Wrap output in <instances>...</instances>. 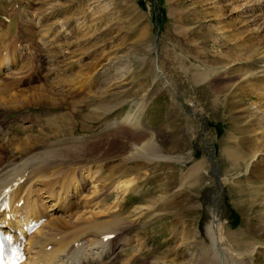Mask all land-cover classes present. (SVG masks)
<instances>
[{
    "label": "rangeland",
    "instance_id": "374dc122",
    "mask_svg": "<svg viewBox=\"0 0 264 264\" xmlns=\"http://www.w3.org/2000/svg\"><path fill=\"white\" fill-rule=\"evenodd\" d=\"M58 1L62 9L47 18L40 3L29 2L30 8L26 0H0V51L16 60L11 58L12 66L0 74V97L13 94L12 105H19L17 111H0V139L28 134L38 141L71 134L88 139L130 115L136 122L132 127L104 132L94 146L101 149L99 160L105 158L95 164L101 166L99 176L110 179L115 172L116 180L134 186L126 195L120 189L102 199L116 207L114 218L131 217L138 205L147 207L141 220L114 235L131 242L116 252L115 264L131 258L128 264H205V259L218 264L207 232L217 200L226 261L264 264V118L256 107L261 101L264 109L259 96L264 83L255 75L260 69L253 59L264 44V18L246 17L250 0ZM37 98L44 102L39 105ZM47 100L59 107H49ZM38 115L36 124L21 130L17 118ZM146 140L168 160L134 159L122 167L124 174L115 170L126 145ZM229 145H249L255 159L246 173L240 158L236 177L222 181L219 175L217 183L209 169L219 173V159L225 174L231 161L220 149ZM67 155L71 160L72 153ZM197 164L199 173L190 179L196 185L186 187L183 180ZM248 175L257 182L253 187L243 185Z\"/></svg>",
    "mask_w": 264,
    "mask_h": 264
},
{
    "label": "bare ground",
    "instance_id": "6f19581e",
    "mask_svg": "<svg viewBox=\"0 0 264 264\" xmlns=\"http://www.w3.org/2000/svg\"><path fill=\"white\" fill-rule=\"evenodd\" d=\"M26 1H28L27 6L30 5L29 2H33V4L40 3L41 13H39L44 17L52 16L57 10L62 9L63 6L58 0ZM247 4L244 12L246 17H254V19L255 17H257V19L264 18V0H250ZM260 30H264V24L260 27ZM0 33L3 34L1 31ZM1 34L0 40L3 39ZM48 42L50 45L53 44L51 38ZM67 49H69V46ZM257 49L258 50L253 54V59H256V63L260 70L257 67L259 71L255 75H259L260 79L258 81L260 84H263L264 44ZM48 50L50 51V49ZM65 51L69 54V52H67L69 50ZM8 55L10 54L0 51L1 75H5L6 71L12 66L11 58L14 57V54H11L13 55L11 58H8ZM13 59L15 60V58ZM157 71L161 72L160 69H157ZM15 73L17 74V71L14 72V74ZM259 96L260 100L263 101L264 94ZM10 97H13V94ZM10 97H0V111H3V115L11 108L17 109L19 107V105L17 106L16 104L12 105L14 103ZM43 102L40 100L39 105ZM47 103L51 108L59 107V102L55 100H47ZM261 103L260 101L258 103L259 105H255L256 107L258 106V113L261 116L260 118L263 119L264 109L261 108ZM30 104L33 105V103ZM77 105L75 104V106ZM25 106L22 107L25 108ZM262 106H264V103ZM97 114L99 113L97 112ZM30 118L24 116L20 119L17 118V121L20 120L21 130L31 128L33 124H36L35 121L41 118V115L37 118L34 117L35 119ZM134 122L131 116L127 115L120 120L108 123L106 127L104 126L105 128L102 132L95 133L96 135L93 134L91 137L88 136V139L74 136V134L73 136L71 134L69 137L65 136L51 141H38V139L31 134H28L26 139L11 138L10 135L0 139V229H3L5 233L10 236L12 244L21 252V264H115V256L116 254L118 255L116 252L125 251L131 246V242L128 238L115 237V239L114 235H117L116 233H118L120 229L128 226L133 221L137 222L141 220L143 216H145L147 207L146 205H138L132 210L133 214L131 217L127 215L126 217L117 216L118 218H114V211L116 210L113 208L116 207L111 204L106 205L107 203H104L105 200L103 201L102 199L109 195V193H115V195H117L120 189V192L126 195L133 191L134 186L130 180L125 182L116 180V178H114L115 175H111L113 173L115 174L113 171V173L109 174V177L112 176L117 182L112 177L109 179L99 176L100 168L98 167L101 166L99 164L96 166L95 164L100 161L103 162L105 158L99 160L101 149L94 150V146L98 143L95 141L97 136L101 137L104 132H111L110 134L113 135L114 129H121V125L126 128L132 127L136 123ZM73 129L75 128H71V130ZM121 130L123 131V129ZM31 137H33V139ZM7 148L12 150H10L12 152L10 156H6L5 154ZM69 152L72 153L71 160H69L70 156L67 155ZM231 152H227L226 154H228V157L230 156L231 162L233 161L234 163L232 165V170H237L236 168L239 169L238 164L241 159L235 153H233V155ZM121 155L123 156L121 162L114 164L115 167L113 166L115 170L118 167L117 169L120 173L122 172L121 174L126 172V169L122 168L125 163L134 161V159L150 162V160H165V158L167 159L168 157L161 153V148L159 146L147 140L141 143L131 141V143L126 145L119 157H121ZM108 157L110 158L109 155ZM175 157L178 158L179 156L175 155ZM248 158V160H246L247 158L245 160L242 159L245 172L247 173L250 170L252 162H254V153ZM106 160L109 159L106 158ZM216 163L219 168L217 161ZM84 164L88 166L84 167ZM94 167L97 168L92 169ZM198 168V165H194L188 171V176L184 178L185 181L183 180L186 187H193L194 184L196 185V182L190 179H193L198 173ZM209 172L208 175L210 177L216 180L217 183H221L219 176L220 172L218 173L216 168L210 167ZM183 182L180 186H184ZM87 188L90 190L88 195L85 193ZM213 207V219L207 232L213 241V250L219 253L218 264H229L228 261L230 259L226 261L227 251L222 247V243H220L219 239V216L217 214L218 200L213 203ZM32 225L37 227L36 230H34V232H28V227ZM113 240L116 242V251L112 248ZM98 254H104V258L100 260L101 258L99 259ZM130 260H132V258ZM130 260H128L129 262L126 260V263L124 262L123 264L130 263ZM205 260V264H210Z\"/></svg>",
    "mask_w": 264,
    "mask_h": 264
},
{
    "label": "crops",
    "instance_id": "0c3cea01",
    "mask_svg": "<svg viewBox=\"0 0 264 264\" xmlns=\"http://www.w3.org/2000/svg\"><path fill=\"white\" fill-rule=\"evenodd\" d=\"M234 146V147H233ZM235 146H237L236 148H235ZM246 149H242V148H240L238 145H229V146H226V147H224V148H222V149H220V152H222V154L225 156V155H228V154H226L227 152H231L232 154L233 153H235V154H237L238 155V157H240L241 159H243V160H245L246 158V160H248L249 158L248 157H251V155H252V153L254 152V149L252 148V147H250L249 145H247L246 147H245ZM228 149V150H227ZM236 149V150H235ZM238 149H240L241 151H242V153L238 150ZM227 150V151H226ZM246 150V151H245ZM251 151H252V153H251ZM234 155V154H233ZM230 157V156H229ZM228 156L226 157V159L228 160V161H231V158H229ZM220 160L218 159L217 160V162H218V164H219V167H220V175H221V178H222V181H224L223 180V178L224 177H226V175L227 176H231V178H235L234 177V175L233 174H235V173H237V172H239L241 169H238V168H236L237 170H232V168H233V161L232 162H230V164H229V166L227 167V169L224 171V175H222L223 173H222V169H223V167H222V164H221V161L219 162ZM198 165V164H197ZM198 167H199V165H198ZM231 167V168H230ZM252 167V166H251ZM251 167H250V169H251ZM230 169H231V174H229V172L228 171H230ZM228 172V173H227ZM249 172V171H248ZM198 173H199V168H198ZM197 173V174H198ZM247 173V172H246ZM245 173V174H246ZM196 174V175H197ZM186 176H188V173H187V175ZM248 179H249V181L248 180H246V181H242V182H244L243 183V185H246V184H250V187H253L254 185H255V183H257V182H255V180L253 179L254 177L252 176V175H248V176H246ZM186 178V177H185ZM253 180V181H252ZM241 182V183H242ZM255 182V183H254ZM238 185V184H237ZM238 187V186H237ZM236 189H238V188H236Z\"/></svg>",
    "mask_w": 264,
    "mask_h": 264
},
{
    "label": "water",
    "instance_id": "95a60500",
    "mask_svg": "<svg viewBox=\"0 0 264 264\" xmlns=\"http://www.w3.org/2000/svg\"><path fill=\"white\" fill-rule=\"evenodd\" d=\"M215 154V153H214Z\"/></svg>",
    "mask_w": 264,
    "mask_h": 264
}]
</instances>
